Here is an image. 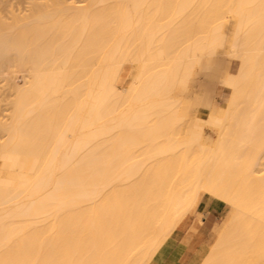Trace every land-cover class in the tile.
<instances>
[{
    "label": "bare ground",
    "instance_id": "1",
    "mask_svg": "<svg viewBox=\"0 0 264 264\" xmlns=\"http://www.w3.org/2000/svg\"><path fill=\"white\" fill-rule=\"evenodd\" d=\"M79 2L0 20V73L24 78H6L0 120V264H160L202 191L235 209L202 264H264V0ZM228 42L240 61L224 81V56L210 69L198 120L220 136L202 147L176 90ZM125 62L139 64L126 88Z\"/></svg>",
    "mask_w": 264,
    "mask_h": 264
},
{
    "label": "rangeland",
    "instance_id": "2",
    "mask_svg": "<svg viewBox=\"0 0 264 264\" xmlns=\"http://www.w3.org/2000/svg\"><path fill=\"white\" fill-rule=\"evenodd\" d=\"M33 1L34 0H0V17H1L0 20L1 19L3 20V18L4 19L6 18L5 21L9 20L11 18L10 16L12 15L11 12H14V14H17L18 16H19V14L25 15L27 9L29 10V6L31 7V3ZM40 1L41 2H47L49 0H40ZM74 1H78V3H80L79 0H74ZM237 19H238L237 17L231 16V15L226 13V17H225L224 21L228 26V28H227L228 39L232 38V33L235 30V26L237 24ZM230 54H231V48H230V44L228 42L226 44V46L218 48V54L217 55L207 56L204 59L203 65H197L196 66V73L193 75V78H192L190 86L188 87V90L184 91L183 87L178 88L177 89L178 91L176 90V94L179 95L178 96L179 97L178 98V101H179L178 104L181 108V111L187 114L188 121L192 124H198L201 128L203 127L202 130H203V135H204L203 136L204 141L202 143V147H204V146H206L208 148L214 147V145H216V143H217V139L220 136V129L218 127L212 126L208 123L206 124V122L203 120H198L199 115H206V113L200 112L199 103L201 102L202 99L205 98L206 90L208 89V86L212 83V82H209V80H210L209 77H212L213 81H214V79H216V78L213 79V75H212L213 72L211 73L210 69L215 71V69H216L215 62H216L218 56H224V58H225V63H224V67H223V69H225V70L221 71L223 74L217 72L218 75H220V81H221V78L224 81L230 75V73H234L237 71L238 64H239L240 60L237 57L230 55ZM209 66H215V67H209ZM3 67L5 68L4 70H6L8 68L6 66H3ZM205 67H209V69H207ZM11 69H10V71H11ZM204 69H207V70H204ZM2 70L3 69H1V71ZM15 72L9 73L7 71L8 75L6 74L5 71L3 74L0 73V120L5 121V118H7L5 116L8 115L7 112L10 109L8 107L9 102L11 101V99L13 100V97H14V92H13L14 89L12 87L13 84L10 85V83H18L19 82L20 84H22L24 82V78L22 77L23 72L22 71H19V72L17 71L16 73ZM205 73L208 76V78L205 75ZM217 73H215V74L217 75ZM138 74H139V64L138 63H136V62H125L124 68H123L122 86L125 88L128 87L135 80V78L138 76ZM215 74H214V76L216 77ZM13 76H15V77H13ZM10 77H13V79ZM6 78H10L12 81L13 80L14 81L16 80V81L12 82ZM8 81L10 83H8ZM9 85H10V87H9ZM11 88L13 89V91L11 90ZM230 96H231V90L229 88L225 87V84L223 85L222 82L217 83L215 92L213 94L214 99L212 98V104H211L210 112L214 113V114H218V115H223L225 107L227 105V102L230 99ZM182 107H184V108H182ZM4 121H2V122H4ZM180 126H181L180 131H178V132L183 131L184 133H186L190 130V127L188 126V124H185V126L184 125H180ZM177 129H179V128H177ZM1 137H3V136H0V138ZM178 137H179V135H178ZM181 137L186 138V137H188V134H184ZM1 140H2V138L0 139V141ZM262 161H263V163H262ZM262 161L260 162V165L257 167V169L262 170L261 173L259 171H257L258 174L259 173L260 174L259 175L256 174V176H259V177L264 175V158ZM202 192H205V191H202ZM201 193H200V195H201ZM205 193H207V192H205ZM208 194H210V193H208ZM210 195H212V194H210ZM212 196L219 199L220 200L219 202H221V201L225 202L224 200L218 198L215 195H212ZM204 197L211 198L208 195H203L202 198H204ZM211 199H214V198H211ZM223 202H221V203H223ZM228 210L231 211V208H228ZM233 213H235L234 208H233ZM188 214L184 217V219L188 216ZM183 220H182V222H183ZM182 222H180V224ZM178 254H179V251H177L173 247V245L171 244V239H169L167 241V243L165 244V246L163 247V249L161 251H158L155 254V259L160 264H173L174 260H176V259L178 260Z\"/></svg>",
    "mask_w": 264,
    "mask_h": 264
},
{
    "label": "crops",
    "instance_id": "3",
    "mask_svg": "<svg viewBox=\"0 0 264 264\" xmlns=\"http://www.w3.org/2000/svg\"><path fill=\"white\" fill-rule=\"evenodd\" d=\"M203 195L214 199L202 198ZM219 201L216 197L202 192L194 208L174 232L171 244L179 251L178 260L181 264H202L219 234L232 218L233 207Z\"/></svg>",
    "mask_w": 264,
    "mask_h": 264
}]
</instances>
